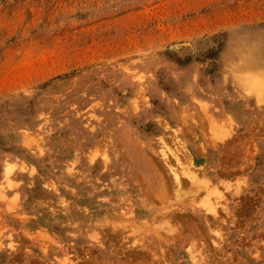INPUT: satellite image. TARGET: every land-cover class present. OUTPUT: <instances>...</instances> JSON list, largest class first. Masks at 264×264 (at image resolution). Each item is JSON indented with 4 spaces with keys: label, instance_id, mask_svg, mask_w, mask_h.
Segmentation results:
<instances>
[{
    "label": "rangeland",
    "instance_id": "374dc122",
    "mask_svg": "<svg viewBox=\"0 0 264 264\" xmlns=\"http://www.w3.org/2000/svg\"><path fill=\"white\" fill-rule=\"evenodd\" d=\"M259 73L264 0H0V264H264Z\"/></svg>",
    "mask_w": 264,
    "mask_h": 264
},
{
    "label": "bare ground",
    "instance_id": "6f19581e",
    "mask_svg": "<svg viewBox=\"0 0 264 264\" xmlns=\"http://www.w3.org/2000/svg\"><path fill=\"white\" fill-rule=\"evenodd\" d=\"M264 75V74H263ZM263 75H260V73H259V75H256L255 77H253V78H251L250 79V82H251V84L254 86V88H256L259 84H261L262 85V83H263V87H264V78H263V81L260 79V78H262L263 77ZM178 151V150H177ZM159 155V154H158ZM163 155V154H162ZM160 157V156H159ZM161 158V157H160ZM167 158V157H166ZM169 158V157H168ZM126 159V158H125ZM168 160V159H167ZM161 161H163V160H161ZM185 162V161H184ZM158 166V165H157ZM171 166V165H170ZM179 167V166H178ZM174 169V168H173ZM168 170V169H167ZM171 171V170H170ZM168 173V172H167ZM190 174H191V172H190ZM167 175V174H166ZM194 178V177H193ZM166 179V178H165ZM175 179L176 180H178L179 179V176H177V175H175ZM175 179L173 180V181H175ZM164 180V179H163ZM181 180L179 179V182H180ZM165 182V181H164ZM166 183V182H165ZM176 183V182H175ZM174 183V184H175ZM182 183V182H181ZM186 183V182H185ZM180 183H178V185H179ZM164 185V184H163ZM166 185V184H165ZM183 185V184H182ZM181 185V186H182ZM176 186V185H175ZM182 188V187H181ZM179 190V189H178ZM180 191H181V189H180ZM181 193V192H180ZM169 214V213H168ZM168 214H167V216H168ZM178 214V213H177ZM183 214V213H182ZM181 214V215H182ZM175 216V215H174ZM176 217V216H175ZM168 218V217H167ZM172 219H174V218H172ZM186 219V218H185ZM190 219V218H189ZM178 220V219H177ZM181 220V219H180ZM183 220V219H182ZM169 221H172V220H169ZM188 221H190V220H188ZM183 223V222H182ZM182 227V226H181ZM190 242V241H189ZM137 247V246H136ZM135 248V247H134ZM140 251V250H139ZM140 253V252H139ZM141 254V253H140Z\"/></svg>",
    "mask_w": 264,
    "mask_h": 264
}]
</instances>
